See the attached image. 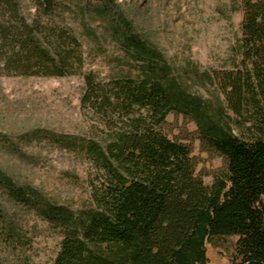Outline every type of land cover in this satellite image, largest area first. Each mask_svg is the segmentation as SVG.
Masks as SVG:
<instances>
[{
	"label": "trees",
	"instance_id": "obj_1",
	"mask_svg": "<svg viewBox=\"0 0 264 264\" xmlns=\"http://www.w3.org/2000/svg\"><path fill=\"white\" fill-rule=\"evenodd\" d=\"M99 2L95 13L110 12L126 52L143 62L135 77L100 81L84 72L82 42L67 20L95 38L79 4L0 0V77L82 76L80 108L96 120L92 136H52L89 162L88 207L44 205L2 173L0 189L61 228L50 264H208L206 244L226 237L237 238L230 264H264V0H240L230 68L195 72V82L214 91L208 100L129 34L115 0ZM172 113L193 122L198 139L226 159V178L206 186L195 175L191 149L162 131Z\"/></svg>",
	"mask_w": 264,
	"mask_h": 264
},
{
	"label": "rangeland",
	"instance_id": "obj_2",
	"mask_svg": "<svg viewBox=\"0 0 264 264\" xmlns=\"http://www.w3.org/2000/svg\"><path fill=\"white\" fill-rule=\"evenodd\" d=\"M68 1L86 10L85 22L94 33L95 39L81 35L79 21L67 20L82 42L84 72H92L100 81L137 76L134 67L143 62L132 61L126 52L122 36L112 29L110 12L95 13L99 0ZM115 1L130 25L129 34L155 49L174 78L203 100L213 96V89L197 84L194 74L230 68L232 48L241 38L240 0ZM84 87L79 75L0 77V173L29 197L36 195L44 205L53 203L72 212L89 206L91 167L79 149L60 147L52 136H92L96 120L80 108ZM162 131L191 149L195 175L204 185L226 178V159L198 139L197 127L188 118L169 114ZM36 210L0 189V264H50L54 260L62 230ZM236 241V237H226L207 243L208 264H230Z\"/></svg>",
	"mask_w": 264,
	"mask_h": 264
}]
</instances>
